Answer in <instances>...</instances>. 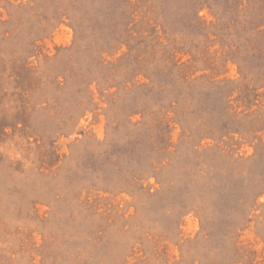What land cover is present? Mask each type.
Instances as JSON below:
<instances>
[{
  "label": "rangeland",
  "instance_id": "rangeland-1",
  "mask_svg": "<svg viewBox=\"0 0 264 264\" xmlns=\"http://www.w3.org/2000/svg\"><path fill=\"white\" fill-rule=\"evenodd\" d=\"M0 264H264V0H0Z\"/></svg>",
  "mask_w": 264,
  "mask_h": 264
}]
</instances>
